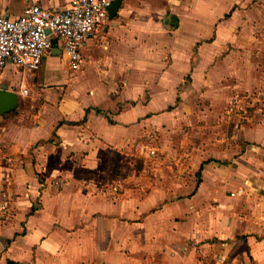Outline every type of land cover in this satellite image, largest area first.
Returning a JSON list of instances; mask_svg holds the SVG:
<instances>
[{"label": "crops", "instance_id": "1", "mask_svg": "<svg viewBox=\"0 0 264 264\" xmlns=\"http://www.w3.org/2000/svg\"><path fill=\"white\" fill-rule=\"evenodd\" d=\"M81 55L0 72V264H264V116L222 122L264 90V0H121Z\"/></svg>", "mask_w": 264, "mask_h": 264}, {"label": "built area", "instance_id": "2", "mask_svg": "<svg viewBox=\"0 0 264 264\" xmlns=\"http://www.w3.org/2000/svg\"><path fill=\"white\" fill-rule=\"evenodd\" d=\"M110 3L69 0L61 9L30 5L15 19L0 17V72L7 64L27 73L37 72L42 57L55 41L59 42L61 57L69 70L77 71L82 61L81 48L106 21ZM236 103L234 100L232 106ZM154 154V150L149 152L151 157Z\"/></svg>", "mask_w": 264, "mask_h": 264}, {"label": "rangeland", "instance_id": "3", "mask_svg": "<svg viewBox=\"0 0 264 264\" xmlns=\"http://www.w3.org/2000/svg\"><path fill=\"white\" fill-rule=\"evenodd\" d=\"M235 97H237V99L240 100L239 103L240 106H238L237 108L235 107L236 111L234 109V111L229 115V117L223 114L222 122L228 123L229 125L228 127L231 130V132L240 130L242 127L249 128L252 127L253 125H257L256 123H258L259 120L262 119V117L264 116V90L261 93H256V95L242 94V95H237ZM180 162L181 164H184L182 161ZM138 164L134 166L137 168L135 171L136 174H140L142 169H148L147 171L153 169L152 161H150L149 158L147 157L142 159V161H140L139 166ZM209 254L212 253L207 252L206 253L207 256H203L205 254L201 255V257L198 258L199 261H203L202 258H205L204 264H237V262H233L232 258L230 257L227 258L222 256L214 257L213 256L214 254L212 255Z\"/></svg>", "mask_w": 264, "mask_h": 264}, {"label": "water", "instance_id": "4", "mask_svg": "<svg viewBox=\"0 0 264 264\" xmlns=\"http://www.w3.org/2000/svg\"><path fill=\"white\" fill-rule=\"evenodd\" d=\"M121 4V0H113L108 8V18L112 19L116 15ZM18 106L17 96L8 92L5 87L0 89V116L11 112Z\"/></svg>", "mask_w": 264, "mask_h": 264}]
</instances>
